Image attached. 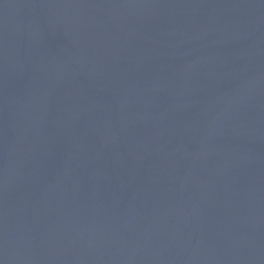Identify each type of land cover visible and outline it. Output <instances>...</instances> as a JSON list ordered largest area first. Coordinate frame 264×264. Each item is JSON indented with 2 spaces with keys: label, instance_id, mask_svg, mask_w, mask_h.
I'll use <instances>...</instances> for the list:
<instances>
[{
  "label": "water",
  "instance_id": "95a60500",
  "mask_svg": "<svg viewBox=\"0 0 264 264\" xmlns=\"http://www.w3.org/2000/svg\"><path fill=\"white\" fill-rule=\"evenodd\" d=\"M0 264H264V0H0Z\"/></svg>",
  "mask_w": 264,
  "mask_h": 264
}]
</instances>
